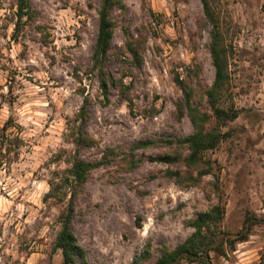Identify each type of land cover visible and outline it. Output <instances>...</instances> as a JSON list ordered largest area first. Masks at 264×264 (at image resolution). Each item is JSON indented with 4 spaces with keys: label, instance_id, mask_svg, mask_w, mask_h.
<instances>
[{
    "label": "rangeland",
    "instance_id": "374dc122",
    "mask_svg": "<svg viewBox=\"0 0 264 264\" xmlns=\"http://www.w3.org/2000/svg\"><path fill=\"white\" fill-rule=\"evenodd\" d=\"M122 1L104 67L117 86L130 87V103L112 82L106 98L93 67L100 0H30L19 30L18 0H0V127L10 121L23 139L0 163V264H65L53 244L70 194L65 202L45 197L76 153L74 120L85 99V129L95 143L80 154L111 158L89 174L72 223L90 264H155L193 233L191 219L219 202L226 206L221 229L231 233L248 213L264 219V0H210L229 53L219 104L240 114L205 153L212 174L190 187L165 175L169 165L158 158L166 146L139 143L193 131L178 114V79L192 83L210 112L212 24L202 0ZM131 153L143 161L129 169L120 162ZM227 251L212 264H264V222Z\"/></svg>",
    "mask_w": 264,
    "mask_h": 264
},
{
    "label": "trees",
    "instance_id": "16d2710c",
    "mask_svg": "<svg viewBox=\"0 0 264 264\" xmlns=\"http://www.w3.org/2000/svg\"><path fill=\"white\" fill-rule=\"evenodd\" d=\"M100 1L101 5L98 10L99 30L92 54L93 67L100 69L102 73L100 87L106 98L109 94L108 84L112 82V85L119 88L122 98L130 103L133 100L130 87L124 84L121 87L117 86L116 80L104 67L110 55L109 49L116 27L113 17L114 10L116 8L124 9L125 5L122 0ZM202 2L207 20L212 24L210 53L216 71L213 84L204 92L210 106V112L204 110L201 104L195 100V90L192 83L178 79L184 93V97L178 105V114L180 117L184 114L189 117L193 125V131L185 137L166 136L155 140H141L139 143L140 146L146 147L150 145L166 146L164 156L158 159L169 165L165 170V175L173 178L181 187L201 184L207 175L212 174L213 161L207 158L205 153L217 148L222 140L230 134V129L223 131L222 128L240 114V110L234 107L224 108L219 104V96L225 89L228 79L229 53L222 36L218 17L210 0H202ZM30 7V0H18L19 22L16 24V30L20 29L22 18L32 13ZM129 47L137 57L138 51L131 44ZM198 72L197 70L195 75H198ZM88 117V102L85 99L74 120L76 130L73 132V142L75 143L76 153L68 158L70 167L57 173L50 180L51 189L45 197L46 201L52 198L65 202L66 196L70 194L59 215L61 226L53 244L54 250H61L65 264H90L86 258V251L79 244L72 230V223L78 197L85 189L89 174L102 164H108L109 159H111L107 155L102 159L92 160L81 156L80 153L83 148L93 146L95 143V139L85 129V120ZM10 123V121H7L0 127V163L8 161L4 160V157L8 159L9 153L14 151L18 153L23 143V139L19 134L16 135L11 129L12 125ZM142 161L136 159L135 155L131 153L122 158L120 164L122 163L132 169ZM178 163L183 165L184 168L175 169L171 167V165ZM225 213L226 206L221 202L198 213L190 222L194 229L193 233L174 248L165 250L157 258L155 264H212L216 256H225L228 252L227 249H234L237 243L248 240L254 226L264 222V219L248 213L242 228L236 233H231L221 229Z\"/></svg>",
    "mask_w": 264,
    "mask_h": 264
}]
</instances>
